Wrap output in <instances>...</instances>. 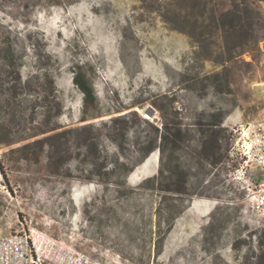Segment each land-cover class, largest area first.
Returning a JSON list of instances; mask_svg holds the SVG:
<instances>
[{
	"label": "rangeland",
	"instance_id": "obj_1",
	"mask_svg": "<svg viewBox=\"0 0 264 264\" xmlns=\"http://www.w3.org/2000/svg\"><path fill=\"white\" fill-rule=\"evenodd\" d=\"M246 1L264 15L263 1ZM231 2L0 0V44L9 35L24 55L21 74L32 76L38 102L46 100L48 83L35 70L46 69L62 107L51 121L58 135L38 160L9 152L33 138L11 146L1 142L20 138H0L2 235L28 220L120 264H264L258 257L264 223L246 201L238 149L241 126L264 116V29L259 44L237 56L231 68L217 63L227 55L225 38L218 32L200 34L201 25L210 24L202 22V14L208 17L217 4ZM29 40L43 48L34 51ZM37 52L51 59L39 60ZM77 69L94 89L100 117L81 118L83 93L73 82ZM4 79L0 63V127L18 136L30 125L29 110L20 104L17 111H7ZM132 110L139 115L122 119L130 130L124 134L121 127L115 133L118 143L99 139L105 157L100 161L112 171V181L105 186L89 179L91 168L83 163L80 145L85 124L101 127L100 120ZM42 112L36 107L33 124ZM220 118L227 129L222 137L227 157L218 165L200 164L201 127ZM163 121L181 129V143L147 153L149 141L160 142L157 128L161 131ZM56 138L63 143L60 151ZM175 157L189 174L191 197H163L141 185L161 165L171 167Z\"/></svg>",
	"mask_w": 264,
	"mask_h": 264
},
{
	"label": "trees",
	"instance_id": "obj_2",
	"mask_svg": "<svg viewBox=\"0 0 264 264\" xmlns=\"http://www.w3.org/2000/svg\"><path fill=\"white\" fill-rule=\"evenodd\" d=\"M53 3H60L63 0H49ZM176 1V0H174ZM263 1L264 0H260ZM249 2L244 0L238 3L236 0H232L230 6L223 4H217L216 10L211 13L208 17H204L202 14V22L209 21L210 24H203L201 26L205 27L204 30L200 32L201 36L205 33L212 34L213 32H218L221 34L226 41L227 55L223 57L222 61H217L225 67L231 68L236 64L237 56L248 52L255 48L256 45L262 40V34L259 32L264 29V15L261 11L252 7ZM198 20V19H197ZM202 39V38H201ZM200 41V40H197ZM29 45L34 51H37L43 45L29 40ZM24 55L20 53L15 44L11 41L10 36L7 35L3 38L0 44V63L1 70L6 79H4V90L6 94L5 107L9 112H15L18 110L20 104L25 108L24 110H29V123L27 130L23 134L18 136H13L11 131H3V127H0V138H20L19 140H5L1 143L6 146H11L17 141H22L24 139L33 138L31 141L25 144H20L16 147L10 148V153H19L20 158L27 160H38L43 152L45 146L48 144L53 145V141L50 139L58 135L56 125H51V121L56 119L61 114V103L57 100V96L54 94V81L47 72L45 74V68H40V66L35 70L38 75L36 77L42 78V82L48 83L46 86L47 91L42 94L43 102H38L35 97L37 90L30 83L32 76L23 78L21 74V64ZM51 57L45 53L37 52L36 58L41 60L42 58ZM206 59H211L206 56ZM228 64V65H226ZM43 69V70H42ZM41 74V76L39 75ZM73 82L77 88L83 93V115L81 118L87 120L89 118L95 119L100 117L96 112L98 106V100L95 95L94 89L86 78L85 74L81 70H76L73 74ZM3 85V84H2ZM42 107L43 112L41 113L40 120L36 124H33L34 113L36 112V107ZM131 113L132 115H139L136 110H132L122 114L121 116H112L108 120L102 119L101 127H97L96 122L91 121L85 124L87 128L86 138L80 143L82 147L85 148V153L83 154L85 159L83 163L91 168V174L89 179H94L103 185H108L111 180L112 171L106 170V163L100 161L104 159L102 154V149L100 148L99 139L102 136L109 137L113 141L117 142L115 133L119 132L122 127L124 134H127L130 130L128 121H123L126 115ZM222 119H214L211 122L205 124L201 127V144L200 151L198 155V162L203 164L204 162L210 165H218L223 162L227 157L228 144H225L222 140L226 128L221 126ZM180 128L173 123L168 121L162 122L161 131L157 128V133H160V142L158 138H153L149 141V146L147 148V153L156 149L157 147L165 151V144L170 143L173 149L179 147L181 139L179 138ZM56 138L54 144H56L57 149L60 151L63 143ZM174 159V158H173ZM176 161L173 162L172 166L169 168H164L162 165L159 167L158 173L151 177L146 178L141 182V185L147 184L153 190L160 193L173 194L176 196H181L182 198H189L192 194L189 193V174L182 168L181 164ZM60 158H58V161ZM142 160V159H141ZM59 163H57L56 167ZM132 169H129L131 172ZM0 172L5 178L4 167L2 166V161L0 160ZM124 183H126L124 181ZM160 209V208H159ZM158 209V210H159ZM160 211V210H159ZM259 246L261 253L259 258L264 262V229L259 236Z\"/></svg>",
	"mask_w": 264,
	"mask_h": 264
},
{
	"label": "built area",
	"instance_id": "obj_3",
	"mask_svg": "<svg viewBox=\"0 0 264 264\" xmlns=\"http://www.w3.org/2000/svg\"><path fill=\"white\" fill-rule=\"evenodd\" d=\"M242 158L239 172L245 177L246 201L259 224L264 223V116L246 122L238 132ZM255 169V170H254ZM257 173V178H254ZM0 264H120L101 258L65 238L41 228L32 221L18 224L2 235Z\"/></svg>",
	"mask_w": 264,
	"mask_h": 264
}]
</instances>
